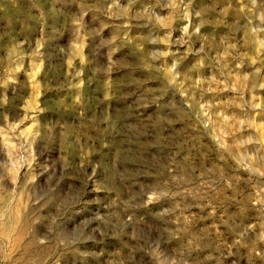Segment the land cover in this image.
<instances>
[{
  "label": "rangeland",
  "instance_id": "rangeland-1",
  "mask_svg": "<svg viewBox=\"0 0 264 264\" xmlns=\"http://www.w3.org/2000/svg\"><path fill=\"white\" fill-rule=\"evenodd\" d=\"M0 264H264V0H0Z\"/></svg>",
  "mask_w": 264,
  "mask_h": 264
}]
</instances>
